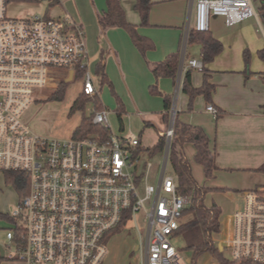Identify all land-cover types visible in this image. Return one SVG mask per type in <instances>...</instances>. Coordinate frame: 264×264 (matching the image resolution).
Listing matches in <instances>:
<instances>
[{
    "label": "built area",
    "instance_id": "2783aa9c",
    "mask_svg": "<svg viewBox=\"0 0 264 264\" xmlns=\"http://www.w3.org/2000/svg\"><path fill=\"white\" fill-rule=\"evenodd\" d=\"M6 6V0H0V173L22 171L28 187L19 208L7 213L14 226L6 231V239L16 257L6 255L2 246L0 257L22 264H101L106 241L119 226L133 220L141 235L137 213L142 210L146 231L141 264H180L173 234L189 197L165 174L174 107L162 133L165 146L156 184L148 181L152 163L141 159L138 137L114 133L105 108L91 111L92 122L108 131L107 138L62 140L34 133L22 115L35 99L45 98L41 90L58 87L59 71L71 68L72 79L76 69H84L81 93L86 95L98 93V86L80 23L67 14L12 17ZM212 16L223 17L231 26L257 12L253 0H197L188 7L186 37L190 28L207 31ZM183 64L184 55L180 71ZM187 66L201 70L203 64L188 59ZM206 110L217 114L211 104ZM242 195V207L220 226L217 246L228 249V260L264 264V195L254 189Z\"/></svg>",
    "mask_w": 264,
    "mask_h": 264
},
{
    "label": "crops",
    "instance_id": "0c3cea01",
    "mask_svg": "<svg viewBox=\"0 0 264 264\" xmlns=\"http://www.w3.org/2000/svg\"><path fill=\"white\" fill-rule=\"evenodd\" d=\"M119 1L126 19L135 24L138 33L149 42V47L144 53L124 29L112 27L102 31L97 19L107 11L106 0H57L49 10V14H67L81 24L85 33L88 60L94 59L91 60L89 68L95 76L97 86L99 76L96 74V64L100 54L104 53V70L110 83L104 85L113 91L114 83L121 95V99L116 97L114 108L117 117L120 112L122 118L119 134L129 136L133 116L135 119V116L142 118L145 115L143 122L157 130L158 139L170 120V115L167 123L163 119L162 96V102L156 103L153 108L142 112L137 110L136 115L129 113H133L132 105H135V109L139 107L135 97L141 86L145 88L156 83L160 91L170 95L173 87L172 106L175 108V115L181 122L203 130L217 167L211 178L204 175L205 181L199 184L193 176V167L198 164L194 160L195 149L192 143L186 142L183 146L184 158L190 165L195 182L198 185H230L223 180V175H229L233 176L229 178L236 185H264V57L260 56V51H264V15L260 14L264 0L254 3L256 17L244 19L234 25L227 26L221 16L210 18L208 31L222 43V50L204 65L209 70V82L213 85V90L211 101H205L199 114L197 110L184 111L188 100L184 93H181L180 106L177 108L180 83L186 70L190 68L187 66V60H200L199 44H188L185 33L188 7L197 0H152L149 25L146 26L140 24V16L134 9L135 0ZM178 50L180 57L184 55L182 71L179 58L174 79L160 77L156 80L151 72L152 64ZM244 52L248 53L249 59L246 71ZM106 71L111 73L110 78ZM191 80L192 85L196 87L202 83V79L200 82L197 77ZM143 96H146V91ZM202 97L198 96L199 99ZM208 104L217 110L215 117L206 110ZM110 114L111 112L109 116ZM147 126L143 125L139 134L133 135L138 137L140 146L145 149L148 147L142 144L141 136ZM227 194L231 196V193ZM241 197L243 199V195Z\"/></svg>",
    "mask_w": 264,
    "mask_h": 264
},
{
    "label": "trees",
    "instance_id": "16d2710c",
    "mask_svg": "<svg viewBox=\"0 0 264 264\" xmlns=\"http://www.w3.org/2000/svg\"><path fill=\"white\" fill-rule=\"evenodd\" d=\"M11 1L16 2H35L37 0H6L7 3ZM57 3V0H48L45 13L49 14V10ZM107 11L98 16V24L102 31L108 28L120 27L124 29L132 39L133 43L144 53L148 47L149 42L146 38L140 35L137 31V26L126 19L125 13L120 5L119 0H106ZM152 0H135L134 9L140 16L141 25H149V12L152 6ZM261 15H264V7L261 8ZM187 43H198L200 50V60L203 67L202 83L200 86H193L191 82L192 68H188L182 77L180 83V90L188 97V110L192 108L193 99L202 95L206 103L211 101V93L213 85L209 82V70L204 66L219 54L222 50V43L212 34L207 31H196L190 28L187 35ZM263 50L260 51V56L264 57ZM104 53L100 54V59L96 64V74L99 76V89L104 84L110 83L106 79ZM180 58V50L171 52L165 56L164 59L156 61L152 64L151 72L157 80L160 77H169L174 79L177 75ZM248 53L244 52L245 71L248 69ZM75 73L78 77H82L84 69H76ZM68 81H60L58 87L54 89L47 97L49 100L61 101L64 98ZM149 90L153 94H159L163 98V119L167 123L169 119V110L172 106V96L168 93L160 91L156 83L150 85ZM87 103H91L92 108L100 110L103 108L98 93L89 96L80 93L78 98L74 101L72 109L84 111ZM71 109V110H72ZM217 115V114H216ZM118 120L122 124L121 113L118 112ZM147 126V122L144 123ZM88 136H99L107 138L108 131L92 122V111L89 115L83 116L79 125L74 129L72 137L84 138ZM186 142L193 144L195 153L194 160L201 165L206 178H211L216 166L213 161L212 152L209 148L208 138L203 130L198 126H193L181 122L177 115H175L173 123V134L168 150V160L174 172V179L177 185V191L189 197L187 208L183 212V217L190 215L186 220L180 222L177 230L174 232V237L181 236L184 242V247L193 251L191 261L197 255L202 253H209L216 258L219 264H244L242 260H228L218 249L217 244L213 240V235L220 232V210L215 205L206 206L203 202L204 194L207 189L223 190L219 187H207L198 185L191 173L190 165L184 158L183 146ZM165 146V136L160 134L156 143L152 147L143 148L137 146L138 151H148L149 154L162 152ZM3 178L5 182L13 187L18 195L19 201L26 194L28 182L25 173L22 171H3ZM255 191L264 195V189L258 187L253 188ZM5 217L12 221L7 213L0 212V217ZM125 222V221H123ZM122 222V223H123ZM119 226L117 230H120Z\"/></svg>",
    "mask_w": 264,
    "mask_h": 264
},
{
    "label": "rangeland",
    "instance_id": "374dc122",
    "mask_svg": "<svg viewBox=\"0 0 264 264\" xmlns=\"http://www.w3.org/2000/svg\"><path fill=\"white\" fill-rule=\"evenodd\" d=\"M257 0H253V3H256ZM47 6L46 0H38L35 2H16L11 1L7 3L6 14L12 17H24L35 14L45 13ZM193 23V12L191 14V24ZM87 47V45H86ZM142 54V53H141ZM143 55V54H142ZM144 58V56H142ZM94 58V57H93ZM91 60H94L91 58ZM89 61L90 62L92 61ZM91 71V68H89ZM71 68H64L59 71L60 81H66ZM92 72V71H91ZM107 72V71H106ZM109 78L111 76L110 72H107ZM192 77H197L202 79V74L200 69L192 68ZM155 81V80H154ZM192 81V80H191ZM139 82V81H138ZM83 79L78 77L76 73L73 78L68 80V86L65 91L64 98L61 101L49 100L47 97L51 94L52 91L43 89L40 91V94L45 98L35 99L33 103L28 107V109L23 113L22 120L25 124L29 126L31 131L34 133L56 139H67L72 137L74 129L79 125L83 116L89 115V112L92 109L91 103H87L84 111L72 109L74 101L78 98L79 94L82 91ZM99 87V85H98ZM146 91V96H143V92ZM115 94H114V93ZM165 92V91H163ZM181 90L177 93V108L180 106L181 101ZM117 94V95H116ZM128 94V93H127ZM136 101L139 103V107L132 105L130 115H136V112H142L147 109H151L155 106L156 103H161L162 100L159 94H153L150 92L148 85L143 88L142 86L136 91ZM172 99H173V87H172ZM129 95V94H128ZM99 96L101 103L105 109L110 110L111 114L109 116L110 128L112 131L119 134V120L114 111L116 105V97L118 96L121 99L120 92L118 88L115 87L113 83V91L107 86L103 85L99 89ZM199 96V95H198ZM196 96L192 102V108L188 110V100L184 107V111L191 112L197 110V113H200V109L204 107L205 100L204 97L201 99ZM132 100V98H131ZM132 103V102H131ZM133 104V103H132ZM72 109V110H71ZM175 109V108H174ZM136 110V111H135ZM125 115V114H124ZM180 115V114H179ZM145 116V115H144ZM133 116V121L131 124L129 136L138 135L141 129L143 128L144 122L143 118L145 117ZM142 144L145 147H152L157 140V130L153 126L144 127L142 132ZM142 160H149L152 163V167L149 172V183L156 184L158 178L159 167H161L163 162V153H152L149 154L148 151L141 153ZM197 166L193 167V176L202 184L205 181L204 173L202 168ZM165 174L174 176L173 169L169 163V160L166 162ZM229 175H223V180L228 182L230 185H202L207 187H219L223 190H210L207 189L204 194L203 202L206 206H211L215 204L220 210V222L221 228L224 225V222H227V219L231 213L235 210L242 207L243 199L241 193L244 190L253 189L258 187L264 189V185H236L233 180H230ZM224 181V182H225ZM227 193H231V196ZM140 194L143 195V191H140ZM149 205V201L146 202V206ZM19 208V198L13 187L7 184L3 178V174L0 173V212L2 213H11L14 210ZM190 215H186L182 218L181 221L186 220ZM12 221L7 220L5 217H0V246L5 248V253L8 255L12 253L16 257V252L13 245L9 244L6 239V231L12 229ZM137 226L139 228L140 236L138 231L135 229L133 220H128L126 224L120 229L115 230L109 236L106 241L107 245V254L103 259L101 264H141L142 254L145 247V231L146 223L144 222V213L140 210L137 213ZM219 234L213 235V240L217 244ZM142 242H141V241ZM10 247H7V245ZM174 244L178 248L180 255L179 263L185 264L189 263L193 257V251L184 247V242L181 236L174 237ZM138 245V249L135 250V246ZM223 255L226 257L229 255L228 249L224 248L222 251ZM193 262V261H192ZM195 264H216L217 259L214 258L209 253H202L197 255L194 260ZM0 264H22L18 259H9L1 258Z\"/></svg>",
    "mask_w": 264,
    "mask_h": 264
},
{
    "label": "water",
    "instance_id": "95a60500",
    "mask_svg": "<svg viewBox=\"0 0 264 264\" xmlns=\"http://www.w3.org/2000/svg\"><path fill=\"white\" fill-rule=\"evenodd\" d=\"M71 75H72V71L69 72V77H68L67 81L71 79ZM137 249H138V245L135 246V250H137ZM218 249H219V250L222 249V247H221L219 244H218ZM1 254H2V253H1Z\"/></svg>",
    "mask_w": 264,
    "mask_h": 264
}]
</instances>
